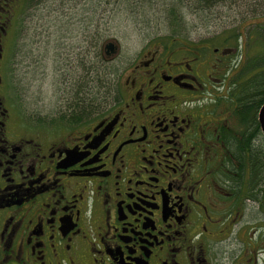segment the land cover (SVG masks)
Returning <instances> with one entry per match:
<instances>
[{
	"label": "flooded vegetation",
	"instance_id": "af4514ba",
	"mask_svg": "<svg viewBox=\"0 0 264 264\" xmlns=\"http://www.w3.org/2000/svg\"><path fill=\"white\" fill-rule=\"evenodd\" d=\"M21 9L0 0V264H264L236 50L165 36L82 113L29 123L11 99Z\"/></svg>",
	"mask_w": 264,
	"mask_h": 264
},
{
	"label": "rangeland",
	"instance_id": "374dc122",
	"mask_svg": "<svg viewBox=\"0 0 264 264\" xmlns=\"http://www.w3.org/2000/svg\"><path fill=\"white\" fill-rule=\"evenodd\" d=\"M17 1L22 9L16 19L13 50L20 67L14 69L11 99L29 123L55 120L65 113L75 83L85 79L86 87H91V67L99 64L98 55L111 67L103 74L100 71L111 84L143 49L168 42L165 36L169 35L178 36L187 45L234 48V56L245 60L235 85L264 70L240 76L248 63L263 53L255 29L264 28V5L252 17L251 0L216 1L206 9L188 0L180 4L179 0ZM173 12L178 22L170 24L168 17ZM109 43L114 54L108 56L104 48ZM101 91L96 90V97ZM249 216L247 212V219L259 221ZM261 219L262 223L250 225L256 228L252 232L264 225V216Z\"/></svg>",
	"mask_w": 264,
	"mask_h": 264
},
{
	"label": "trees",
	"instance_id": "16d2710c",
	"mask_svg": "<svg viewBox=\"0 0 264 264\" xmlns=\"http://www.w3.org/2000/svg\"><path fill=\"white\" fill-rule=\"evenodd\" d=\"M29 1L32 0H25L26 4H28ZM34 1V0H33ZM177 1V0H176ZM190 2H194V4H199L202 6V8H208L213 2H229L231 3H237L240 0H188ZM183 2V0H179V4ZM251 2H254L253 9L251 10L252 17L256 14H258V8H262L264 3L256 0H251ZM188 3V5H189ZM170 19L168 17V20L170 21V24H175L174 21H177L175 18V13H170ZM178 22V21H177ZM176 25H179L176 23ZM255 32L260 36V42L261 48H262V54L255 58L251 63H248V67H246L243 74L240 76L246 75V73L250 72L251 70H260L264 67V28H257L255 29ZM263 55V56H262ZM97 60H99V64H95L91 67V81L90 85L91 87H86V80L82 79L83 82L77 81L73 87V91L71 93L70 101L68 102V109L69 107H73L71 113L73 114H79L84 111L85 108H87L89 105H91L92 101L91 99L95 98L96 90L102 89L105 90L108 94L111 92L112 84L109 83V81H106L104 76L102 75L105 73V71H108L111 69L106 64L103 63L101 59V55H98ZM85 67H83L84 70ZM102 71V74L100 73ZM101 75H99V74ZM93 77V78H92ZM111 81V79H110ZM232 96L237 101V116L240 119L241 124L244 125V127H249L251 130V138L256 140H261L262 136L260 133L259 124L257 122V116L258 111L261 108V106L264 104V70L259 71L258 73L254 74L252 77L247 79L245 82H243L241 85H235L232 90ZM75 108V109H74ZM69 111V110H68ZM248 137H244V144L249 145L250 143H245V141L250 140L251 144L249 146V156H247V150L246 146L243 145V147L238 148L236 151V154L238 155L239 162L241 164H244L246 161L250 162L251 168H252V181H255L254 174L257 179H260L259 173L262 171L264 172V145L260 142L258 143V146L255 147V144L252 143V140ZM241 146V144L239 145ZM258 182V181H257ZM254 187V186H252Z\"/></svg>",
	"mask_w": 264,
	"mask_h": 264
},
{
	"label": "water",
	"instance_id": "95a60500",
	"mask_svg": "<svg viewBox=\"0 0 264 264\" xmlns=\"http://www.w3.org/2000/svg\"><path fill=\"white\" fill-rule=\"evenodd\" d=\"M107 52H105L106 55H111L114 54V46L112 43H109L105 46ZM257 122L259 124L260 132L261 135L264 139V104L261 106V108L258 111V116H257Z\"/></svg>",
	"mask_w": 264,
	"mask_h": 264
}]
</instances>
